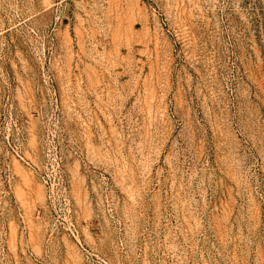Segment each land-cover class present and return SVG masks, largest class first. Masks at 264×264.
Returning <instances> with one entry per match:
<instances>
[{"label":"rangeland","instance_id":"374dc122","mask_svg":"<svg viewBox=\"0 0 264 264\" xmlns=\"http://www.w3.org/2000/svg\"><path fill=\"white\" fill-rule=\"evenodd\" d=\"M0 264H264V0H0Z\"/></svg>","mask_w":264,"mask_h":264}]
</instances>
